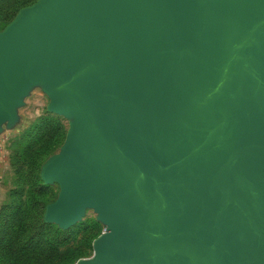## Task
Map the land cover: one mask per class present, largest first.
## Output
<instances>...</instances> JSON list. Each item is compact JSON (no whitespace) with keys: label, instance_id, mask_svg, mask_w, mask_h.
<instances>
[{"label":"water","instance_id":"obj_1","mask_svg":"<svg viewBox=\"0 0 264 264\" xmlns=\"http://www.w3.org/2000/svg\"><path fill=\"white\" fill-rule=\"evenodd\" d=\"M33 83L71 118L41 165L75 264H264V0H35L0 30V129Z\"/></svg>","mask_w":264,"mask_h":264},{"label":"rangeland","instance_id":"obj_2","mask_svg":"<svg viewBox=\"0 0 264 264\" xmlns=\"http://www.w3.org/2000/svg\"><path fill=\"white\" fill-rule=\"evenodd\" d=\"M13 1L0 0V30L18 11L16 9L8 14L2 12L3 8L9 6ZM34 1L27 3L26 0L24 4L27 6ZM43 87L41 83L31 84L26 93L21 96L20 105L14 108L15 117L13 122L8 126L6 122H3L0 129V207L9 199L12 200L16 196V192L21 195L24 194V191L33 182L47 185L46 191L42 194L46 202L41 210L42 220L45 206L57 196L58 185L55 182L51 184L42 183L39 177L40 167L48 157L58 153L71 122V118L47 110L49 99L43 91ZM46 120L51 123L50 126L52 124L56 126L55 137L57 136L58 142L52 144L53 146L50 148L48 155L36 158L35 164L31 165L26 156L22 157L20 155V150L28 144V149L35 151L38 142H30L33 141L38 131L32 130V128L35 123H42ZM31 181L33 182L31 183ZM45 223L53 224L50 222ZM53 225L60 230H68L69 238L67 242L57 246L59 257L69 255L70 261L66 264H75L79 260L90 258L92 256V241L105 228L102 223L96 220V212L91 208L84 209L80 218L66 229H61L56 224Z\"/></svg>","mask_w":264,"mask_h":264},{"label":"trees","instance_id":"obj_3","mask_svg":"<svg viewBox=\"0 0 264 264\" xmlns=\"http://www.w3.org/2000/svg\"><path fill=\"white\" fill-rule=\"evenodd\" d=\"M29 1L32 0L27 3ZM24 3L26 0H14L2 12L11 13L26 6ZM49 124L48 120L34 124L32 130L38 133L30 143L38 142L35 151L28 149V144L20 150V155L26 156L31 165L36 158L48 155L52 144L58 142L56 126ZM47 187L33 182L24 194L16 192L12 200L0 207V264H66L70 261L69 255L59 257L57 250L58 245L67 242L68 230H60L41 218L46 203L42 194Z\"/></svg>","mask_w":264,"mask_h":264}]
</instances>
